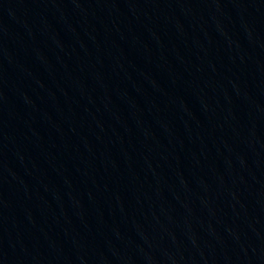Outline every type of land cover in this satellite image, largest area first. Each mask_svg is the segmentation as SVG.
Wrapping results in <instances>:
<instances>
[{"label": "water", "instance_id": "1", "mask_svg": "<svg viewBox=\"0 0 264 264\" xmlns=\"http://www.w3.org/2000/svg\"><path fill=\"white\" fill-rule=\"evenodd\" d=\"M0 264H264V0H65L0 130Z\"/></svg>", "mask_w": 264, "mask_h": 264}]
</instances>
